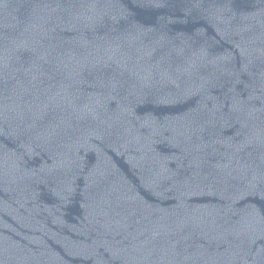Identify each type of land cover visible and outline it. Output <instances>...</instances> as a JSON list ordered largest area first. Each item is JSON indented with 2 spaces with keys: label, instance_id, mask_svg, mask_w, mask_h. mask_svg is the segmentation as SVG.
<instances>
[{
  "label": "water",
  "instance_id": "water-1",
  "mask_svg": "<svg viewBox=\"0 0 264 264\" xmlns=\"http://www.w3.org/2000/svg\"><path fill=\"white\" fill-rule=\"evenodd\" d=\"M0 264H264V0H0Z\"/></svg>",
  "mask_w": 264,
  "mask_h": 264
}]
</instances>
